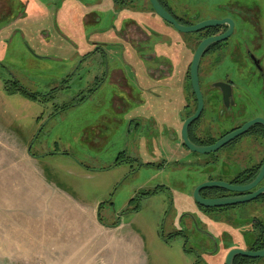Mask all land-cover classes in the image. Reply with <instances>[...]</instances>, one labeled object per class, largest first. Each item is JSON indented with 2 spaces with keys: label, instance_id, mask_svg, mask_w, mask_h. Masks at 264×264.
Here are the masks:
<instances>
[{
  "label": "rangeland",
  "instance_id": "1",
  "mask_svg": "<svg viewBox=\"0 0 264 264\" xmlns=\"http://www.w3.org/2000/svg\"><path fill=\"white\" fill-rule=\"evenodd\" d=\"M20 1L23 15L17 21ZM0 12L5 14L0 16V264H129L125 249L132 250L133 264H214L206 256L198 261L204 252L195 250L199 239L189 227L186 244L170 236L178 226H191L186 218L179 223L184 210L197 216L200 232L205 226L233 232L225 216L247 222L261 215L251 201L233 213L215 211V218H222L206 225L197 203H183L191 200L195 176L202 171V177L203 168L216 173L231 167L226 160L198 164L206 154L181 146L180 130L189 112L182 106L189 103L193 110L195 105L188 75L192 49L182 55L178 75L175 71L155 89L161 96L143 97L150 105L146 108L137 101L129 64L137 68L140 84L147 85V77L128 44L110 45V62L101 68L83 57L95 50L93 42L116 39L106 37L118 25L113 7L109 11L98 0H0ZM94 16L97 20H91ZM151 17L159 33H153L150 44L164 49L170 41L164 32L170 28L158 15ZM18 28L26 29L25 37L15 32ZM174 31L172 36L180 34ZM165 53L162 63L170 70L177 64L172 53ZM114 55L127 62L119 66L135 88L131 97L109 78L91 92L104 78L103 65L117 67L111 62ZM214 71L208 78L200 66L202 91L217 73H227L242 92L251 88L254 75L247 62L224 60ZM253 98L264 102L261 95ZM254 111L264 114V107ZM252 150L256 145L247 151ZM55 247L64 249L61 256H54ZM260 261L264 264L263 257Z\"/></svg>",
  "mask_w": 264,
  "mask_h": 264
},
{
  "label": "flooded vegetation",
  "instance_id": "2",
  "mask_svg": "<svg viewBox=\"0 0 264 264\" xmlns=\"http://www.w3.org/2000/svg\"><path fill=\"white\" fill-rule=\"evenodd\" d=\"M98 1L107 6L109 11L112 7L116 10V16L118 17H116V20L118 21V25H116L117 28L113 27L112 32H109L110 35L108 34V36H106L110 38L112 34L116 39L112 40L113 42L111 41L110 43L106 39H103L102 42H99V40L93 42V45H96L95 50L93 49L90 52L86 51L83 57L86 62L88 60L91 64H97L101 68V64H104L105 61L110 62L109 59L112 52V47L110 45H116L119 41L126 45L128 44L131 52L134 54L133 58L142 64L140 70H142L147 77L144 81L148 82L147 85L140 84L136 73L137 68L134 64H129L138 86L136 90L139 91V93H137L140 97L137 100L140 102L139 105L145 106L146 108L150 107L148 101H144L145 98L143 97L145 95H154L155 97L161 96V94L155 89L163 86L161 82L168 78L167 76L170 73L177 71L176 73L178 75L180 62H182V59L186 56H182L183 54L192 49L190 57L191 61L195 49L203 39L221 36L231 28L226 38L213 42L204 50L200 57L199 71L200 66L203 65L206 73L203 74H209V78L212 76L213 72L215 73L214 70L216 64L221 63L224 60L236 59L247 62L252 70L251 73L254 75L250 81L251 88L242 92L241 89H238V87L235 86L233 79L229 78L227 73L219 77V73H217V77L208 81L205 89L202 91L204 101L203 110L198 119L190 124L188 129L189 137L195 143L210 145L254 118L263 117L262 119H264V114L261 112L255 113L254 111L255 108H263L264 102L262 101L260 104L258 100L255 101L253 98L254 96L261 95L264 100V0H159L161 5L183 25L195 26L201 22L209 20L218 21L216 24L191 32L192 34L190 35L193 36L192 39H190V35H185L178 30L177 31L180 34H176L175 37L172 36L176 29L165 21L170 30L164 32V35L168 34L167 37L170 41H166L167 46L164 47V49L163 46L158 47L155 44L153 46L150 44L153 33H159V29L156 28L159 26H154L152 24L151 15H153V13L155 14V12L153 11L149 0H145L146 3H143L144 0ZM22 7V1H20V3H18L17 15L15 16L17 21L20 20L23 15ZM35 8H41L43 12L47 10V7H45L44 4H36ZM1 14L2 13L0 12V16ZM88 14L85 15L86 21H89L90 18ZM3 16H5V14ZM15 19L10 20L7 25L11 24ZM91 20L97 19L94 16ZM46 30L42 31L43 35L46 34L44 33ZM103 31L108 32L109 30L104 29ZM15 32H22L25 37L26 29L18 28ZM64 42L67 43L66 39H64ZM178 45L180 47H178ZM174 46L178 47L176 51L174 50ZM106 47L110 49V53L107 52L108 50ZM118 47L124 48L125 46L122 47V45H119ZM144 51L147 52L144 53ZM168 51L173 54V59L177 64L176 66L173 64L170 70L162 63L163 58H166L167 56L165 52ZM31 52L33 51L31 50ZM123 59L124 57L121 58L114 55V60L111 62L117 67L110 69L108 65L105 69L103 65L101 76L104 78L100 79L101 84H97L96 87H93L91 92L100 90L101 86L109 78V80L115 83V85L117 84L121 86V89L126 96L131 97L134 94L135 88L130 86L128 75L125 74V71L123 72L121 66H119V63L121 64ZM143 61L151 63L146 65ZM152 63H154L153 66H150ZM211 66L214 70L210 71ZM99 75L100 74H98V76ZM96 77L94 78L96 79ZM149 81H154V83L150 85ZM13 82L16 84L18 83V81ZM17 87L15 88L21 90V93L22 91L24 92V87L19 85H17ZM61 87H63V85ZM6 89H8V87H6ZM193 97L195 102L193 110L189 108L191 106L189 103L182 106L185 108V111L189 110L186 117L193 114L196 109L197 102L194 94ZM254 145H256V150L248 152L247 150L252 149ZM182 147L184 148V146ZM209 156L210 155H206L202 160L199 159L200 161H197L198 164L207 166L210 164H216L218 160L219 162L222 160L224 162L226 160L227 163H231V167L221 168L220 171L216 173H211L213 170L210 168H203V171L205 169L203 176L201 177L202 171L195 176L197 179L193 182L194 188L205 181H221L234 186L247 184L257 174L264 161V126L261 124L251 126L245 133L234 138L218 151L211 153L212 157ZM246 163L248 165H245ZM263 186L264 177L257 186L250 191L233 192L222 188H206L200 190L199 194L204 199L241 197L250 194ZM155 193L156 190L153 191V193L152 191H149L142 195L145 198ZM254 201L258 203V208H260L262 212H260L261 215L251 217L247 222L242 221V216H225V219L232 221L231 229L233 232H215L208 226H205L206 228H203L200 232L196 228V222L194 219L197 218V216L184 210L179 223H182V221L184 222L183 219L186 218L189 220L191 226H178V229L171 232L170 236L173 239H181L186 244L189 240V235L186 229L189 227L193 234H196V237L199 239V241L195 243L198 249L196 248L195 250L197 252L200 250L204 252L198 255V261L201 263L204 262V257L206 256L211 258L214 264H220L223 257L233 249H240L249 252L263 250L264 192L256 199L252 200V202ZM183 203L196 202L191 195V200L183 201ZM240 205L243 204L230 205L221 208H205L199 206V211L203 215L205 224L209 225L213 219L221 217L217 216L215 218V211L226 210V213L228 212L229 214L230 212L233 213L235 211L234 209L240 207ZM234 219L236 221H234ZM192 222L194 226H192ZM240 228L246 229H244L245 231L243 232L239 230ZM261 258L262 257L250 258L237 254L233 258V264H260L259 262H261ZM222 263H225V259Z\"/></svg>",
  "mask_w": 264,
  "mask_h": 264
},
{
  "label": "water",
  "instance_id": "3",
  "mask_svg": "<svg viewBox=\"0 0 264 264\" xmlns=\"http://www.w3.org/2000/svg\"><path fill=\"white\" fill-rule=\"evenodd\" d=\"M150 5L155 12L156 15H158L160 18H162L167 23L171 24L176 30L183 32V33H191L195 32L199 29L205 28L209 25L216 24L218 21H205L201 22L197 25L193 26H186L178 22L159 2V0H149ZM230 29L228 31L221 35L216 37H209L206 39H203L198 47L195 49L192 60L189 65L188 69V75L189 80L191 84V88L193 91V94L195 95L197 106L193 114L186 117L185 120L182 123L181 130H180V138L182 142V146H184L185 149H187L190 152L198 153V154H211L216 151H218L220 148H222L224 145H226L228 142L233 140L234 138L242 135L245 133L251 126L255 124H261L264 126V119L262 118H254L246 123H244L240 128L226 134L225 136L218 139L216 142L210 145H203L193 142L188 134V129L191 123H193L198 117L200 116L202 110H203V93L200 86V80H199V63H200V57L204 50L213 42L222 40L226 38L227 34H229ZM219 84V83H217ZM216 84V85H217ZM264 177V161L257 172V174L254 176V178L249 181L247 184H244L242 186H234L230 185L226 182L221 181H205L197 185L192 193V197L195 200V202L205 208H221L226 207L230 205H236V204H242L246 202H250L254 199H256L260 194L264 192V186L256 189L250 194H247L245 196L241 197H229V198H214V199H204L200 196L199 192L202 189L206 188H222L233 192H242V191H250L251 189L255 188L257 184L263 179ZM237 254H240L245 257L250 258H260L264 257V249L260 250L258 252H249V251H243L240 249H233L230 250L225 258L224 264H233V258Z\"/></svg>",
  "mask_w": 264,
  "mask_h": 264
},
{
  "label": "crops",
  "instance_id": "4",
  "mask_svg": "<svg viewBox=\"0 0 264 264\" xmlns=\"http://www.w3.org/2000/svg\"><path fill=\"white\" fill-rule=\"evenodd\" d=\"M110 35V34H109ZM110 38L111 39H114V37H113V35L111 34V36H110ZM106 49L108 50L107 52L108 53H110V49L108 48V47H106ZM123 62L124 63H127L126 61H124L123 60ZM172 66H173V63H172ZM172 66H171V68H172ZM174 74V72H172V73H170L167 77L169 78V77H171L172 75ZM184 77H185V75H184ZM183 77V78H184ZM181 149V148H180ZM126 251L125 252H128V254H129V256H128V262L127 263H129V264H133V262H134V258H133V256H134V254H131V249H125ZM64 251V249L63 248H58V247H55L54 248V256H57V255H60L61 256V254H62V252ZM124 252V253H125ZM58 253V254H57ZM118 258H119V256H117ZM101 259H104V257L103 256H101ZM66 261V260H65ZM64 261V262H65ZM56 264H60V263H56ZM61 264H64V263H61ZM98 264V263H97Z\"/></svg>",
  "mask_w": 264,
  "mask_h": 264
},
{
  "label": "trees",
  "instance_id": "5",
  "mask_svg": "<svg viewBox=\"0 0 264 264\" xmlns=\"http://www.w3.org/2000/svg\"><path fill=\"white\" fill-rule=\"evenodd\" d=\"M22 93L23 94H26V96L29 97V98H31V99H36V97H35L36 94L28 93L26 89L24 90V92L22 91Z\"/></svg>",
  "mask_w": 264,
  "mask_h": 264
}]
</instances>
